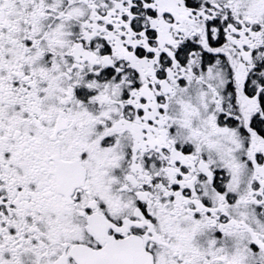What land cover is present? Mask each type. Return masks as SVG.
<instances>
[{
    "label": "snow or ice",
    "instance_id": "snow-or-ice-1",
    "mask_svg": "<svg viewBox=\"0 0 264 264\" xmlns=\"http://www.w3.org/2000/svg\"><path fill=\"white\" fill-rule=\"evenodd\" d=\"M0 264H264V0H0Z\"/></svg>",
    "mask_w": 264,
    "mask_h": 264
}]
</instances>
